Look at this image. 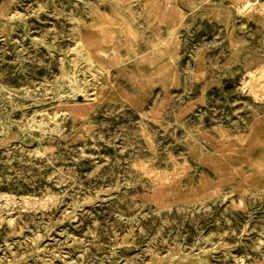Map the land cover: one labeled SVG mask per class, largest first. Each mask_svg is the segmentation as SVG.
<instances>
[{"label": "rangeland", "instance_id": "rangeland-1", "mask_svg": "<svg viewBox=\"0 0 264 264\" xmlns=\"http://www.w3.org/2000/svg\"><path fill=\"white\" fill-rule=\"evenodd\" d=\"M0 264H264V0H0Z\"/></svg>", "mask_w": 264, "mask_h": 264}, {"label": "bare ground", "instance_id": "bare-ground-1", "mask_svg": "<svg viewBox=\"0 0 264 264\" xmlns=\"http://www.w3.org/2000/svg\"><path fill=\"white\" fill-rule=\"evenodd\" d=\"M78 81V80H77ZM74 83V82H73ZM76 88V87H75ZM78 90V89H77ZM79 91V90H78ZM61 117V116H60Z\"/></svg>", "mask_w": 264, "mask_h": 264}]
</instances>
